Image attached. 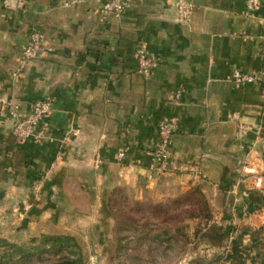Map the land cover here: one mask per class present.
<instances>
[{"label": "crops", "instance_id": "crops-1", "mask_svg": "<svg viewBox=\"0 0 264 264\" xmlns=\"http://www.w3.org/2000/svg\"><path fill=\"white\" fill-rule=\"evenodd\" d=\"M103 1L0 0V96L22 115L52 102L39 141H17L0 116V223L76 248L97 237L108 253L117 193L160 205L198 192L210 217L184 220L194 244L182 264H264L262 86L231 80L261 68L264 0L252 13L245 0H186L187 24L175 0H125L119 17ZM33 33L50 50L14 78ZM141 50L158 60L147 75L136 72ZM163 123L168 168L155 172Z\"/></svg>", "mask_w": 264, "mask_h": 264}, {"label": "rangeland", "instance_id": "rangeland-1", "mask_svg": "<svg viewBox=\"0 0 264 264\" xmlns=\"http://www.w3.org/2000/svg\"><path fill=\"white\" fill-rule=\"evenodd\" d=\"M117 201L120 205L114 211V237L113 243L109 245L108 253H104L100 248L95 249L94 245L99 241L97 237L77 239L75 241L78 247L70 251L75 254L73 256L77 260L75 264H182V262H188V251L191 250L190 245L194 244V240L184 234L181 226L188 211L194 208L192 196H181L160 205H135L124 194H121ZM23 228L25 227L22 223H0V241L6 240L15 246H23L31 253L32 257L24 264H70L57 262L61 257L67 258L65 250L61 249V253L57 256L43 251L49 250L50 245H42V236L57 235L48 232L44 234L43 228L38 226L34 227L32 233L21 231ZM83 234L85 235L86 232ZM119 240L121 244L118 243ZM66 248L69 249V247ZM3 249L0 243V254ZM12 261L20 264L18 256H15ZM191 262H194V259H191Z\"/></svg>", "mask_w": 264, "mask_h": 264}, {"label": "built area", "instance_id": "built-area-1", "mask_svg": "<svg viewBox=\"0 0 264 264\" xmlns=\"http://www.w3.org/2000/svg\"><path fill=\"white\" fill-rule=\"evenodd\" d=\"M125 0H105L101 3V11L106 15L119 17L124 10ZM262 4V0H245V7L248 13H252ZM175 9L180 23L187 24L190 20L193 5L186 0H175ZM263 34L260 41L261 68L254 74H242L234 71L231 80L236 84H248L259 82L262 86V97L264 100V20L262 21ZM43 42V37L39 33H33L27 45L22 50L19 58L18 67L12 72V77H17L23 72L26 66L33 60L40 57L41 54L49 51ZM158 66V60L150 57L146 52L139 51L137 55L136 72L141 75L150 74ZM52 102L43 100L34 105L27 115L20 113L18 104L10 98L0 96V116H7L13 121L11 135L19 142L28 140L39 141L43 139V130L41 124L50 114ZM173 137V128L167 123L158 126L157 140L152 149L151 168L155 172H163L168 168L169 147ZM125 154L122 152L116 156L117 161L123 160ZM100 161L95 159L94 167L99 168Z\"/></svg>", "mask_w": 264, "mask_h": 264}, {"label": "trees", "instance_id": "trees-1", "mask_svg": "<svg viewBox=\"0 0 264 264\" xmlns=\"http://www.w3.org/2000/svg\"><path fill=\"white\" fill-rule=\"evenodd\" d=\"M121 192L117 193L113 199V203H112V212H113V217L114 215V211L115 208L120 205L119 201H117V198L119 196H121ZM189 196H192V199L194 201V205L192 208L188 211L187 215L185 216V218L183 219H198V220H207L210 215H209V211L204 203V201L201 199V197L199 196L198 192H193L188 194ZM138 205V204H135ZM140 205V204H139ZM0 243L3 245V251L0 254V264H17L16 262L12 261V259L15 256H18L19 261L18 263L20 264H24L26 262V260H29L32 255L30 252H28V249L23 247V246H15L13 244L8 243L6 240H1ZM65 243V245L63 246V244ZM119 244H121V240L118 241ZM49 246V250H43L46 253L47 252H51L53 254H55V256H57L58 254L61 253V249L67 251V254L65 257L67 258H60L59 261H57L58 263H63V262H69L70 264H75L77 263V260H75L73 256H75V254L73 252H70L71 249L74 250L75 245L71 243L70 239H62V238H57V237H43V244L45 246ZM67 244H70L67 246ZM64 247V248H62ZM66 247H69V249H67ZM121 247V246H120ZM41 253V252H40ZM70 256H72L73 258H69ZM263 258H264V254H263ZM66 264V263H64Z\"/></svg>", "mask_w": 264, "mask_h": 264}]
</instances>
